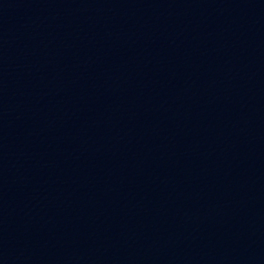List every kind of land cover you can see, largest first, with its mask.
Here are the masks:
<instances>
[{"label":"water","instance_id":"water-1","mask_svg":"<svg viewBox=\"0 0 264 264\" xmlns=\"http://www.w3.org/2000/svg\"><path fill=\"white\" fill-rule=\"evenodd\" d=\"M0 264H264V0H0Z\"/></svg>","mask_w":264,"mask_h":264}]
</instances>
